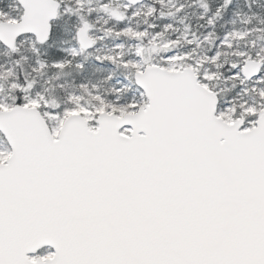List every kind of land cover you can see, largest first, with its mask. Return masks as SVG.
Wrapping results in <instances>:
<instances>
[{"label":"snow or ice","instance_id":"obj_1","mask_svg":"<svg viewBox=\"0 0 264 264\" xmlns=\"http://www.w3.org/2000/svg\"><path fill=\"white\" fill-rule=\"evenodd\" d=\"M0 264H264V0H0Z\"/></svg>","mask_w":264,"mask_h":264}]
</instances>
